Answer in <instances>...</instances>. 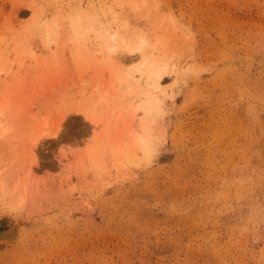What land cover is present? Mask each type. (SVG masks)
<instances>
[{
  "label": "rangeland",
  "instance_id": "374dc122",
  "mask_svg": "<svg viewBox=\"0 0 264 264\" xmlns=\"http://www.w3.org/2000/svg\"><path fill=\"white\" fill-rule=\"evenodd\" d=\"M0 264H264V0H0Z\"/></svg>",
  "mask_w": 264,
  "mask_h": 264
}]
</instances>
